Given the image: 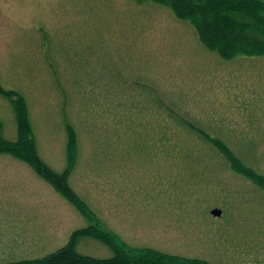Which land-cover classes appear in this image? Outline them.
Wrapping results in <instances>:
<instances>
[{
	"label": "rangeland",
	"instance_id": "374dc122",
	"mask_svg": "<svg viewBox=\"0 0 264 264\" xmlns=\"http://www.w3.org/2000/svg\"><path fill=\"white\" fill-rule=\"evenodd\" d=\"M0 86L26 99L38 154L55 171L68 168L66 124L77 131L69 184L117 244L264 264V188L183 125L167 123L188 147L161 139L169 107L264 174V55L224 60L148 0H0ZM121 101L130 104L124 116L114 111ZM146 117L151 130L137 128ZM0 121L15 141L1 95ZM91 222L25 162L0 154V264L42 258ZM75 249L113 255L95 237Z\"/></svg>",
	"mask_w": 264,
	"mask_h": 264
},
{
	"label": "trees",
	"instance_id": "16d2710c",
	"mask_svg": "<svg viewBox=\"0 0 264 264\" xmlns=\"http://www.w3.org/2000/svg\"><path fill=\"white\" fill-rule=\"evenodd\" d=\"M136 1L141 2L143 0ZM148 1L168 7L178 19L189 22L195 29L203 46L209 51L217 53L224 60L232 59L237 55H264V0ZM0 95L7 99L13 107L17 131L15 141L6 140L2 136V122L0 121V154L6 153L17 160L25 162L41 179L75 206L90 222L93 221V214L89 212L85 202L69 184L70 170L76 161L77 131L71 124H66L68 168L61 172L55 171L44 163L38 154L26 99L20 93L4 89L1 86ZM142 107H139L141 110L138 108L137 111L145 115V110L142 111ZM129 109L130 104L121 101L117 103L114 111L116 115L120 113L121 116H124L126 112H129ZM166 109L165 113L171 117V120L167 121L168 117L163 116V135L161 139L163 142L166 141L165 144H168V141L170 142L167 147L181 145L178 152L188 147L187 142L177 134L175 129H169L170 126L167 123H178L180 127L183 125L185 130H188L189 133L191 132V135L187 134L188 136H195L199 140L210 143L227 158L233 171L248 178L258 187L264 188V174L247 166L242 159L234 154L224 140L209 134L207 131L205 133L201 128L199 130L195 129L187 119L175 116V113L169 107H166ZM133 110L135 109L133 108ZM107 112L110 115L112 111L109 108ZM153 115L151 109L149 117ZM145 119L137 125V128L142 126L147 129L151 126L150 124L154 123L148 117ZM120 120L124 121L123 126H125V119L120 118ZM187 125L191 130L187 128ZM137 128L136 131L138 132ZM151 128L152 126L150 130ZM152 132L148 129L150 142H153ZM146 143L147 140L144 144ZM81 237H95L107 245L113 251V255L109 258H97L79 253L76 251L75 245ZM114 239V236L97 228L91 222L86 227L74 230L65 245L48 255L42 258L24 259L8 264H210L204 259L172 255L151 247L126 248L124 245L117 244Z\"/></svg>",
	"mask_w": 264,
	"mask_h": 264
},
{
	"label": "water",
	"instance_id": "95a60500",
	"mask_svg": "<svg viewBox=\"0 0 264 264\" xmlns=\"http://www.w3.org/2000/svg\"><path fill=\"white\" fill-rule=\"evenodd\" d=\"M210 212H211V214H212L213 216H220V215H221V210L218 209V208L211 209Z\"/></svg>",
	"mask_w": 264,
	"mask_h": 264
}]
</instances>
